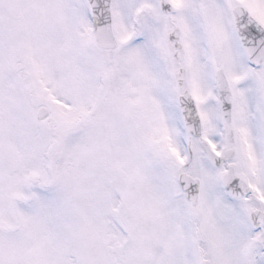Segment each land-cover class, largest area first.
Returning <instances> with one entry per match:
<instances>
[{
    "label": "snow or ice",
    "instance_id": "1",
    "mask_svg": "<svg viewBox=\"0 0 264 264\" xmlns=\"http://www.w3.org/2000/svg\"><path fill=\"white\" fill-rule=\"evenodd\" d=\"M0 264H264V0H0Z\"/></svg>",
    "mask_w": 264,
    "mask_h": 264
}]
</instances>
